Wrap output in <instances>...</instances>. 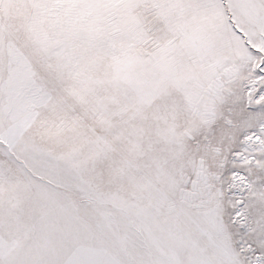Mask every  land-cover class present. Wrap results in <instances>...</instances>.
Wrapping results in <instances>:
<instances>
[{
    "label": "snow or ice",
    "instance_id": "1",
    "mask_svg": "<svg viewBox=\"0 0 264 264\" xmlns=\"http://www.w3.org/2000/svg\"><path fill=\"white\" fill-rule=\"evenodd\" d=\"M0 264H264V0H0Z\"/></svg>",
    "mask_w": 264,
    "mask_h": 264
}]
</instances>
